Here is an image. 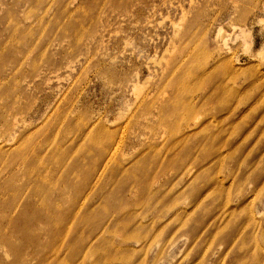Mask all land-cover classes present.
I'll use <instances>...</instances> for the list:
<instances>
[{
    "label": "rangeland",
    "instance_id": "rangeland-1",
    "mask_svg": "<svg viewBox=\"0 0 264 264\" xmlns=\"http://www.w3.org/2000/svg\"><path fill=\"white\" fill-rule=\"evenodd\" d=\"M0 264H264V0H0Z\"/></svg>",
    "mask_w": 264,
    "mask_h": 264
},
{
    "label": "bare ground",
    "instance_id": "bare-ground-1",
    "mask_svg": "<svg viewBox=\"0 0 264 264\" xmlns=\"http://www.w3.org/2000/svg\"><path fill=\"white\" fill-rule=\"evenodd\" d=\"M244 32V31H243ZM242 36V35H241ZM228 66V65H227ZM222 68H223V66H222ZM225 70H226V68H224ZM231 71V70H230ZM224 72V71H223ZM228 72H229V70H228ZM224 92V91H223ZM234 93V92H233ZM231 94V93H230ZM234 95V94H233ZM114 156V155H113ZM112 156V157H113ZM111 157V156H110ZM224 156H222V155H217V157H216V161L217 162H219V161H222V160H224ZM111 161H112V159L111 158H106L104 161H103V163H102V166H103V171L104 170H106L107 168H108V166L110 165V163H111ZM97 180V179H96ZM221 183V182H220Z\"/></svg>",
    "mask_w": 264,
    "mask_h": 264
}]
</instances>
